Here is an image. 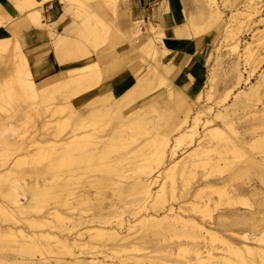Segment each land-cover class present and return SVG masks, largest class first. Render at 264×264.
<instances>
[{
	"label": "bare ground",
	"instance_id": "1",
	"mask_svg": "<svg viewBox=\"0 0 264 264\" xmlns=\"http://www.w3.org/2000/svg\"><path fill=\"white\" fill-rule=\"evenodd\" d=\"M9 1L18 14L11 17L0 5V74L11 73L20 93L36 96L63 88L68 93L65 100L79 97L74 104L68 103L70 114L67 118L66 115L56 118L51 130L41 129L36 140L28 142L34 141V150L29 146L27 150L21 148L26 152L20 158L5 153L4 159L0 151V264H182L175 260L182 255L187 258L183 264H232L235 262L232 257L236 264H264V248L253 244L260 241L258 239L264 241V195L256 186L233 185L238 175L247 169L258 172L264 184V132L242 136L227 109L202 122V126L209 127L202 134L199 132L201 115L212 110L203 103L212 100L215 70L204 89V84L201 85L203 72L194 68L190 69L194 70L193 75L187 72L198 80L191 88L190 92L194 93L191 99L170 90L171 102L164 103L163 108L155 107L151 101L134 106L143 91L159 77L156 71H149L151 77H148L145 69L137 68L144 51L154 55L158 62L162 54L167 56L174 51L176 64L184 67L176 77V82L181 84L185 68H189L201 40L189 42L185 37L208 33L209 27L218 24L226 45L232 53H237L241 50L243 25L264 20L255 19L261 15L260 0L242 1L243 10L234 4L238 0H172L173 20L177 24L173 30L156 28L153 23L143 27L144 21L124 17L119 8L127 0H100L106 5L112 4L109 14L117 38L101 67L86 64L79 68L69 64L75 60V53L84 52L83 57L91 53L80 39L95 44L99 37L89 17L93 9L79 11L73 8L72 2L90 0H57L64 14L59 22L52 24L45 22L44 6L55 0ZM221 5L230 7L231 11L234 9L226 23ZM97 21L105 27L103 21ZM60 25L64 28L57 31ZM146 28L153 38L144 34ZM261 32L263 36L254 43L264 48V31ZM23 34L32 40L28 47L44 41L51 43L60 63L59 72L41 82L35 81L29 58L16 40L17 35ZM154 41L162 46L156 48ZM126 43L130 47L116 58L117 50ZM242 51L244 60L255 68L260 55L258 47L246 43ZM169 57L165 58L166 63ZM110 60L114 61L111 66ZM239 62L240 57L234 62L237 85L248 81ZM104 74L116 78V82L108 84L114 90L113 98H100L98 92H93ZM130 86H133L131 90L125 92ZM106 89L104 85L99 92ZM259 89L255 84L241 89L230 107L241 104L249 109L251 118L263 121L264 125V99ZM229 95L226 94L224 100ZM40 112L37 111L38 116L43 115ZM14 124L13 121L0 123L1 143L7 145L4 135L8 133L12 134L11 142L16 140ZM221 124L225 129H220ZM143 136L145 139L140 145L132 147ZM182 145H185L183 149ZM246 147L257 153L248 156L246 165L230 169L222 176L220 171L231 165L228 155L241 154ZM223 151L225 153L218 160L205 158L210 152L220 155ZM154 155H158L159 163L153 159ZM45 158L50 164L39 167ZM178 164L182 165L179 174ZM200 165L208 167L212 174H199L194 187L184 184L178 199L173 201L186 205L195 196L200 203L192 209L206 215L213 203L215 208L219 204L236 207L243 195L251 193L260 196L259 210H218L209 222L186 217L175 203L167 204L170 193L175 196L177 175L185 178ZM164 177H170L172 184L167 186ZM155 186L157 191H154ZM139 214L141 216L137 217ZM258 215H261V222L255 219ZM123 216L125 220H119ZM133 217L144 226L143 233L137 237L132 232ZM228 220L234 226L247 228L229 229L226 227ZM248 227H260L261 237ZM180 235L187 240H167L179 239ZM97 240L106 242L94 256L85 257L88 252L82 250L75 253L76 248L90 247V243ZM149 246L153 249L143 253L150 249ZM66 252L70 258H66ZM99 254L106 256L101 258ZM116 257L118 262L112 260Z\"/></svg>",
	"mask_w": 264,
	"mask_h": 264
},
{
	"label": "rangeland",
	"instance_id": "2",
	"mask_svg": "<svg viewBox=\"0 0 264 264\" xmlns=\"http://www.w3.org/2000/svg\"><path fill=\"white\" fill-rule=\"evenodd\" d=\"M236 0H231V2H234ZM245 0H238L234 4L237 6V8L243 10V2ZM73 3V8L76 10H85L92 8L94 13L90 14L89 17L92 19V22L94 25L97 27V35H98V41L94 43H89L88 41L84 39H80L82 42V45L85 48H88L91 53L88 57H83L82 52H76L74 57L75 60L71 61L69 63L72 68H79L82 67L83 65L86 64H96L99 65L100 67L104 63V61L107 60V58L110 55V52L112 50V46L114 45L116 38L115 31L113 29V23H112V16L109 14L112 4L106 5L104 1L96 0V1H85V2H79L76 3L75 1ZM123 3V2H122ZM231 4V3H230ZM229 4V5H230ZM0 5L7 10L8 14L11 17H16L17 16V11L14 7V5L9 1V0H0ZM122 5V4H121ZM228 5V6H229ZM222 6V5H221ZM86 7V8H85ZM259 7L261 8V15L256 17L255 19H264V0H260L259 2ZM121 10V6L119 8V11ZM234 10V9H233ZM230 7H223L222 6V12H223V20L226 23V20L229 18V16L232 15V12ZM45 12V11H44ZM235 13V12H234ZM119 13V17H120ZM46 18V17H45ZM98 20L103 21L105 24V27H102L100 23H98ZM45 22H47V19H45ZM228 25H232L228 23ZM145 24L143 25V27ZM158 27H164L167 30H171L168 28L167 25H161V26H156ZM210 28V29H209ZM208 28V33H203L198 36L191 35L190 37H185L187 38V41L189 42H194L197 39H201L199 41L200 45L196 47V50L193 53V57L191 58V64L189 65V68H185V75H184V82L179 84L176 82V77L180 73L184 71V67L176 64L175 58L173 56L174 51H171L167 53V56L169 57L170 61H167L166 63V55L162 54L160 62L154 60V55L148 54V52H143V55L140 57L139 65L137 68L140 69H145L146 76L151 77L149 74V71H156L158 74V78L154 80L152 85L143 91L142 95L138 97V99L135 101L134 106H142L143 104L151 101L150 103H154L155 107L157 108H163L164 103H170V93L169 91L172 90L173 93H182L183 95L185 94L188 98H193L194 93H191V88L194 86L196 82H198L197 78L190 76L187 74V72L190 71V73L193 75L190 69L194 68L198 72L202 71L203 72V78L201 79V82H203L201 85L204 84L202 87H208L209 84V77L211 73L215 70L216 78L214 79L212 83V100L209 102H204V106L206 105L207 107H212L211 112L208 114L201 115V124L199 125V132L201 134L208 129L206 126H202V122L205 120L212 118L214 114H216L218 111H223L227 109V112L230 114V117L234 118V123L236 125V129H238V132L241 133L242 136H253L256 134V132H264V125L261 123L263 121L258 120V119H253L251 118L249 114V109L242 107L241 104H236L234 107H230L234 103L235 100V95L239 93L241 89L244 88H249V86L255 84L256 87L258 86L259 89V95L263 97L264 99V85H263V78H264V48L261 45H258V42L254 43V40L259 39L263 36L264 31V20L261 22H257L255 24L251 25H243L242 30H240V39H241V50H239L237 53H232L230 48L226 45V42L224 41V37L222 36L224 33L221 32V30H218V24L214 25L213 27ZM160 30V29H158ZM62 31V30H61ZM146 36H151L153 38V34H150L147 32V28L144 31ZM131 35V34H130ZM16 40L18 41L19 45L25 52L26 56L29 58L30 65L32 66V63H37L36 57L34 53L36 50L31 51L28 48V44L31 43V39L27 34L23 35H17ZM246 43H252L253 46L258 47V51L260 53L259 59L256 63L255 68H251L249 63H247L244 60V57H242L243 54V49L246 45ZM154 44L158 47H161L162 44H159L157 41H154ZM96 47V49H95ZM130 47L129 43H126L125 45L121 46L116 53V58H120L122 54H124L128 48ZM52 48V45L46 47V49ZM145 50V49H144ZM41 57V56H40ZM77 57V59H76ZM83 57V58H81ZM240 57V70L243 72L244 78H248V81L240 82L239 85H237V78L235 74V63ZM79 58V60H78ZM172 58V59H171ZM109 66L112 65L114 62L113 60L108 61ZM1 69V68H0ZM157 69V70H154ZM134 72V71H133ZM137 72V69H135V74ZM104 73V72H103ZM106 73V72H105ZM261 76H263L261 78ZM101 84L99 85L98 88L93 90V92H98L97 95L100 96V98H104L112 95L114 96V90L110 89L108 84H112L116 82L115 77H108L107 74H104L102 77ZM36 82H41L40 80H36ZM16 79L13 78L11 73H9L7 76H3L0 74V123L4 122L9 123V122H14L15 124V129H16V142H11L12 140V134L8 133L4 135L5 139L7 140V145L3 144L0 142V151H2L3 156L2 159H4L7 154L13 155L14 158L18 157L19 158L24 155L26 150L28 149V146L31 148L30 150H34V144H29L30 140L33 138H37V135L39 131L43 128L44 130H51L52 126L54 125V120L56 118H61L66 115V118L70 114V109L68 103L72 101L74 104L76 99L79 97H68L67 100L66 96L68 93H66V90L63 88H58L57 90H52L50 92H47L46 94H41V95H32L30 93H20L18 89V85L16 83ZM106 85L107 89L105 91H100V89ZM133 86H130L128 89L125 90L127 93L131 90ZM235 93V94H234ZM230 94L229 97L225 99V95ZM109 97V99H110ZM116 97V96H115ZM113 98V97H112ZM241 100L245 101V98L241 96ZM170 101V102H169ZM263 106H260L262 108ZM80 109L84 110L83 107ZM234 110V112L232 111ZM43 112L42 116H38L37 111ZM40 112V113H41ZM153 116L157 115V113H152ZM50 121V122H49ZM221 120H219V123ZM220 129L223 130V125H220ZM227 129V128H226ZM35 138V140H36ZM145 139V137H140L137 141H135L132 145V147H136L140 145V143ZM219 140V138H218ZM217 140V141H218ZM215 141V140H214ZM12 144V145H11ZM129 144V143H128ZM128 144L124 145L127 146ZM123 146V147H124ZM185 145H182V149L184 148ZM21 148H26L25 151H23ZM16 149H20L19 151H16ZM125 149H122V152H124ZM243 153L241 154H236V155H231L229 154L228 157L231 159V165L229 166L230 168H225L220 171V174L222 176H226L229 172L230 169L235 170L239 166H244L246 165V160L250 154H256L257 151H254L251 148H245L242 150ZM7 153L6 155H4ZM225 151H223L220 155L215 152H210L208 155L205 156L207 159H213L218 160L222 154H224ZM181 154V153H180ZM153 159L159 163V157L158 155H154ZM30 161V160H29ZM32 161V160H31ZM41 161V160H40ZM43 162L42 165H38L39 167H46L50 164V160L48 158H45V160H42ZM220 165L223 164L222 161L219 162ZM182 168V165L177 166L178 169V174L180 172V169ZM193 174H187V177L181 178L180 176L177 175L176 182H175V196L173 197L170 193L168 199V203L173 202L175 203V207L178 208L179 212L186 216V217H191L194 218L195 220L200 221L201 219H206L207 221H211L210 217L213 215H216L217 212H224L228 210H235L238 209L241 212H249V211H255L259 210L258 206V201L260 196L259 195H252L251 193H248L247 195H243L240 199L238 204H236V207H231L227 206L226 204H219L216 205V208L214 207V203L211 205V208L209 209V212L206 211V215L197 212V210H193V206H197V204L200 203V200L198 198L192 197L191 203L190 204H180L179 201L177 200L176 202L173 201L175 198L178 199V195L181 193L184 184L188 183V188H191L196 182L199 177V174L205 173V172H210L212 174V170H209L208 167H205L203 165H200L199 167L193 168ZM192 169V170H193ZM191 170V172H192ZM190 172V173H191ZM170 178V177H169ZM169 178L164 177V181H167V186L172 184V180H169ZM20 179V178H18ZM233 185L235 186H242L245 185L247 187L251 186H256L257 188L261 189L263 195H264V184L261 183L259 173L252 170V169H247L243 172H241L236 180L233 182ZM194 187V186H193ZM158 187H154V191H157ZM230 190V189H229ZM206 192H208L206 190ZM216 197V195H215ZM180 198V196H179ZM181 202V201H180ZM219 210V211H218ZM141 214L137 215V217H140ZM260 216H256V220L260 221ZM126 216H123L122 218H119V220L124 221ZM137 217H133L132 221L133 223V231L135 232V236H140L143 233V225L135 220ZM258 217V218H257ZM261 222V221H260ZM167 222H164V224ZM181 223H178L180 227L183 225H180ZM226 227L229 229L234 230L236 229H246L247 226H234L232 225L231 220H228L226 223ZM135 226V227H134ZM226 227H223L222 230H225ZM250 228L249 230H253L255 234L259 237H261L259 233L260 227L253 228V227H248ZM123 231L124 228L121 227ZM185 229V228H184ZM66 238H67V232H66ZM173 239L168 238V242H185L187 239L180 235V238L177 239L176 237H171ZM84 241H87L86 238L83 239ZM260 241L254 242L253 244L256 247H262L264 248V241H261L262 239H258ZM106 241L104 240H97L94 243H90V247L86 248H76L74 251L76 254H79L80 250L82 251H87L88 254L84 255L85 257H91L96 254L97 251H100L104 248V243ZM168 244V243H166ZM170 244V243H169ZM150 249H147L143 251V253L149 252L151 249H153L151 246H149ZM135 255L138 254V252H133ZM219 253V252H218ZM142 254V253H141ZM106 255H98V257H105ZM123 256V254H122ZM71 256L67 254L66 252V258H70ZM232 259L235 261H232V264H236V259L232 257ZM112 260L118 262V258H112ZM175 260L178 263H185L187 261V258L182 255L181 257L176 256Z\"/></svg>",
	"mask_w": 264,
	"mask_h": 264
},
{
	"label": "crops",
	"instance_id": "3",
	"mask_svg": "<svg viewBox=\"0 0 264 264\" xmlns=\"http://www.w3.org/2000/svg\"><path fill=\"white\" fill-rule=\"evenodd\" d=\"M172 0H127L122 3L121 11L123 16L131 20L144 21L145 26L153 23L155 26L167 25L173 30L177 24L173 20ZM44 14L47 23L59 22L63 16V7L57 0L44 6ZM64 28L60 25L57 31ZM50 45L49 41L34 43L27 49L34 53L37 63H32L31 70L36 80L43 81L60 71L53 48L46 49ZM41 56V57H40Z\"/></svg>",
	"mask_w": 264,
	"mask_h": 264
}]
</instances>
